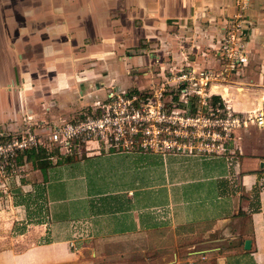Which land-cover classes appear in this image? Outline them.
<instances>
[{"label": "crops", "instance_id": "0c3cea01", "mask_svg": "<svg viewBox=\"0 0 264 264\" xmlns=\"http://www.w3.org/2000/svg\"><path fill=\"white\" fill-rule=\"evenodd\" d=\"M236 11V0H0V133L216 65ZM245 17L255 100L264 0ZM84 152L23 157L21 185L0 205V264H264V128L238 130L223 155Z\"/></svg>", "mask_w": 264, "mask_h": 264}, {"label": "built area", "instance_id": "2783aa9c", "mask_svg": "<svg viewBox=\"0 0 264 264\" xmlns=\"http://www.w3.org/2000/svg\"><path fill=\"white\" fill-rule=\"evenodd\" d=\"M236 5L237 11L213 49L216 65L182 66L165 74L162 83L146 89L113 87L103 101L72 119L37 124V128L22 133H0V191L9 188L13 176L23 175L24 163L19 162V156L25 157L32 149L52 152L51 158L55 154L60 158L81 155L83 150L87 154L152 151L223 155L238 130L264 128V100L261 107L252 110L233 106V97L243 84L236 85L232 77L246 78L250 64L245 24L250 0H236ZM215 87L227 90L221 93Z\"/></svg>", "mask_w": 264, "mask_h": 264}, {"label": "rangeland", "instance_id": "374dc122", "mask_svg": "<svg viewBox=\"0 0 264 264\" xmlns=\"http://www.w3.org/2000/svg\"><path fill=\"white\" fill-rule=\"evenodd\" d=\"M212 53H213V57H214V50H212ZM215 58V57H214ZM173 70V69H172ZM172 70H168V71H166L167 73H170ZM176 71V70H175ZM245 73H247V70L245 71ZM246 76L248 75V74H245ZM232 79H234L235 80V82H236V85H238V84H240V82H243L242 84H243V88H245V91L247 92V93H251V94H253L254 96L255 95H257V91L259 92V87L258 86H256V84H254V81L252 82L251 80L249 81V82H244V80L243 79H245V78H242V77H236V76H233L232 77ZM231 79V80H232ZM237 80V81H236ZM252 83V84H251ZM234 85H235V83H234ZM234 88V87H233ZM236 93L238 92L236 89H233ZM237 110L239 109V110H243V107H239V104H235V106H234ZM42 150V149H41ZM40 150V151H41ZM42 152H43V156H45V155H47L46 157H43L44 159H48V160H50V161H52V162H58L59 160H60V156L58 155V154H55L54 155V158L52 157L51 158V156L50 155H53L54 153H49V154H47L45 151H43L42 150ZM43 161V160H42ZM49 161H45V163H48ZM30 167H29V169H33V164H32V162H30V165H29ZM28 169V170H29ZM26 172V171H25ZM22 176V175H21ZM21 177H14L13 176V178L10 180V183H9V188L7 187L4 191L3 190H1L0 191V205H7L8 204V202H10L11 203V200L14 198V193L16 192L15 191V189L18 187V186H20L21 185V180H19Z\"/></svg>", "mask_w": 264, "mask_h": 264}, {"label": "bare ground", "instance_id": "6f19581e", "mask_svg": "<svg viewBox=\"0 0 264 264\" xmlns=\"http://www.w3.org/2000/svg\"><path fill=\"white\" fill-rule=\"evenodd\" d=\"M214 90L219 91L221 93H225L227 89L225 87H215ZM246 95H248L249 96L248 98H250L251 100H247L245 98ZM260 96H261V98L259 97L255 100H252V97H250V93H247L243 88H240L236 97H233V100L240 101L243 104V106L245 107V110H247V109L252 110V109H257V108L261 107L262 101L264 100V95L260 94Z\"/></svg>", "mask_w": 264, "mask_h": 264}, {"label": "trees", "instance_id": "16d2710c", "mask_svg": "<svg viewBox=\"0 0 264 264\" xmlns=\"http://www.w3.org/2000/svg\"><path fill=\"white\" fill-rule=\"evenodd\" d=\"M23 156H24V154H21L19 156V162H22L23 161ZM46 156L47 155L43 156L42 150L40 151V150L32 149V150H28L27 152H25V157H26L27 161H32L33 163L35 162V160L38 157H46ZM61 160H62V157L60 158V161Z\"/></svg>", "mask_w": 264, "mask_h": 264}, {"label": "water", "instance_id": "95a60500", "mask_svg": "<svg viewBox=\"0 0 264 264\" xmlns=\"http://www.w3.org/2000/svg\"><path fill=\"white\" fill-rule=\"evenodd\" d=\"M250 246H251V241L250 240H246L245 247L248 249V248H250Z\"/></svg>", "mask_w": 264, "mask_h": 264}]
</instances>
